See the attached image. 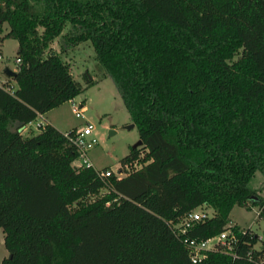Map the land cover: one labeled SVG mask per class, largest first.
<instances>
[{"label":"trees","instance_id":"trees-1","mask_svg":"<svg viewBox=\"0 0 264 264\" xmlns=\"http://www.w3.org/2000/svg\"><path fill=\"white\" fill-rule=\"evenodd\" d=\"M5 39L20 63L0 86L2 264H264V241L231 220L236 206L264 214L250 188L264 175V0H0ZM87 42L98 79L84 86L66 57ZM108 77L139 127L141 169L75 165L77 129L19 132ZM203 206L213 216L177 233ZM226 230L237 244L192 262L185 239Z\"/></svg>","mask_w":264,"mask_h":264},{"label":"rangeland","instance_id":"rangeland-1","mask_svg":"<svg viewBox=\"0 0 264 264\" xmlns=\"http://www.w3.org/2000/svg\"><path fill=\"white\" fill-rule=\"evenodd\" d=\"M7 27V24H6ZM59 38L54 41L52 46L59 49ZM18 42L14 39H5L0 42V71L6 65L12 68L17 67ZM67 61L72 66L71 73L73 77L87 85L88 77L98 79L97 61L95 59V50L90 42L84 43L76 50L71 52ZM0 80L4 78L0 75ZM14 84L15 81H13ZM79 104H84L86 112L83 117H77L73 111L72 103L66 102L60 107L52 109L42 117H38L23 130L24 136H33L40 132L38 123H48L54 125L63 133L73 129L83 130L89 124L93 126L92 135L87 137V142L91 146L86 149V156L93 168L97 171L105 172L112 170L118 172L122 160L130 154L134 146L141 140L139 127L133 121L131 114L115 84L110 78H104L96 84L90 85L83 93L75 98ZM132 125L134 127L130 128ZM113 132V133H111ZM96 142L92 144L91 140ZM139 159L125 168L123 174H117L119 177L131 174L141 169L146 164L147 151L140 146ZM75 165L83 164V159L78 158ZM264 175L258 171L250 182V188L257 192L258 198L264 199ZM107 193V189L101 191V195ZM210 213L213 210L206 206ZM200 211V209H199ZM261 214L260 207L253 206L251 210L236 206L231 213L232 225L237 224L242 228H251L264 240V214ZM9 256V251L5 246V235L0 230V264L5 257Z\"/></svg>","mask_w":264,"mask_h":264},{"label":"built area","instance_id":"built-area-1","mask_svg":"<svg viewBox=\"0 0 264 264\" xmlns=\"http://www.w3.org/2000/svg\"><path fill=\"white\" fill-rule=\"evenodd\" d=\"M2 60V56L0 55V61ZM17 63H20V60H17ZM17 70V67L15 68ZM18 71V70H17ZM1 86V85H0ZM73 105V111L77 117H83L86 112V107L84 104H79L72 99L70 101ZM43 115H39L42 117ZM30 123L28 126H30ZM44 123H38V127H43ZM27 126L24 127L26 130ZM93 126L88 125L83 130L76 132L75 136L72 138V141L77 145L80 155L79 157L83 159V166L88 168H92V164L88 160L86 156V149L87 147L91 146L90 143L87 142V137L92 135ZM66 136H68L66 134ZM92 144L96 141L93 139L91 140ZM113 173L121 174L118 172H114L112 170H107L103 173L105 176H111ZM200 209V211H199ZM213 216L212 213L209 212L207 208L200 207L195 211L190 212L187 214L180 223L173 224L174 229L179 234H185L188 230H190L196 223L204 222ZM260 242H263V238L259 236ZM187 248L189 249V254L193 263H199L205 260L208 257V253L213 251L217 248V246H223L225 248H232L233 245L237 244L236 235L233 234L231 230H226L221 234L211 237L206 240H199V239H185L184 240Z\"/></svg>","mask_w":264,"mask_h":264},{"label":"water","instance_id":"water-1","mask_svg":"<svg viewBox=\"0 0 264 264\" xmlns=\"http://www.w3.org/2000/svg\"><path fill=\"white\" fill-rule=\"evenodd\" d=\"M0 75H1L4 79H6V80H8V81L16 80L17 75H18V71L15 70L14 68H12V67L9 66V65H6V66H4V67L2 68V70L0 71ZM132 127H134V125H132L130 128H132ZM23 130H24V127L21 128V129L19 130V132H23ZM111 133H113V132H111ZM142 145H143V141L140 140V141L134 146V149H137V148H139V147L142 146Z\"/></svg>","mask_w":264,"mask_h":264},{"label":"crops","instance_id":"crops-1","mask_svg":"<svg viewBox=\"0 0 264 264\" xmlns=\"http://www.w3.org/2000/svg\"><path fill=\"white\" fill-rule=\"evenodd\" d=\"M5 81H6V79L0 80V85H3ZM13 84H14V82H13ZM14 86H16V84H14ZM45 122H48V121L45 120Z\"/></svg>","mask_w":264,"mask_h":264}]
</instances>
